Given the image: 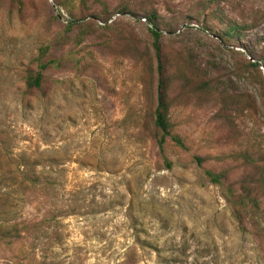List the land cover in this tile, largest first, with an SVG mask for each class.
Returning a JSON list of instances; mask_svg holds the SVG:
<instances>
[{"label":"rangeland","instance_id":"rangeland-1","mask_svg":"<svg viewBox=\"0 0 264 264\" xmlns=\"http://www.w3.org/2000/svg\"><path fill=\"white\" fill-rule=\"evenodd\" d=\"M58 1L0 0V130L12 159L56 187L53 199L16 205L13 195L0 222L46 220L45 230L11 249L0 244V264H264V239L238 231L223 190L203 176L227 169L235 185L256 176L244 158H264V0L210 8L206 0H90L84 13L93 34L74 55L92 51L99 67L78 77L47 72L66 83L24 107L18 71L72 22ZM104 7L106 25L90 15ZM151 13L162 52L209 72L214 88L172 87L171 123L187 151L166 150L170 170L132 125L141 102L148 115L155 107L154 67L142 83L127 53L132 41L152 56ZM228 22L243 28L236 39L219 37ZM195 157L205 162L197 166Z\"/></svg>","mask_w":264,"mask_h":264},{"label":"trees","instance_id":"trees-1","mask_svg":"<svg viewBox=\"0 0 264 264\" xmlns=\"http://www.w3.org/2000/svg\"><path fill=\"white\" fill-rule=\"evenodd\" d=\"M24 0H10V6H20ZM90 0H59L58 5L72 18V22L63 31L55 33L51 40L44 41L30 63L18 71V76L22 84L21 102L24 107H31L32 101L41 102L47 100L60 89L65 80H52L47 72L53 71L61 73L63 71H74L75 76L81 69L89 67H99L93 52L87 50L84 55L76 57L78 48L84 43L86 37L93 34L89 25L85 23L88 16H85L84 6ZM191 1V0H188ZM233 0H206L207 8L229 4ZM127 11L126 8L121 10ZM91 17L99 19L104 25L110 21L111 16L105 9L100 13L90 14ZM220 22L224 18L218 14ZM148 21L152 23V28L148 30L151 38V53L149 50L141 51L137 45L130 41L127 53L133 61L135 76L144 82L145 70L154 67L156 75L155 85V107L150 115L146 104L141 102L137 117L132 120V125L136 130L145 135L151 145L156 150L157 157L161 160L166 170L172 168V163L167 159L166 150L168 148L179 152H186L187 147L184 139L178 135L171 123V98L170 91L174 85H178L181 92L211 93L214 88L209 79V72H203L196 67L190 59L174 60L168 58L161 50L160 39L161 29L157 22L156 15L150 14ZM78 29L73 35H69ZM103 27L102 30H105ZM223 33L220 39H236L240 35L242 27L235 26L228 22L222 27ZM71 44L70 51L64 48ZM53 48L58 49L55 52ZM122 54L115 57V63L120 65ZM154 64V65H153ZM32 99V100H28ZM6 134L0 130V213H3L13 195L17 202L31 198H50V194L56 191L55 185L44 176L38 175L30 169H24V165L17 159H12L8 152ZM197 166H201L205 159L195 157ZM244 166L250 167L256 172V176H245L238 184H229V170L224 169L219 172L213 170L203 171V176L213 186L223 190V197L228 205L231 218L236 228L242 234L252 230L253 234L264 239V158L248 157L242 161ZM44 181V182H43ZM46 220L0 222V244L11 249L15 244H19L36 237L44 232Z\"/></svg>","mask_w":264,"mask_h":264}]
</instances>
